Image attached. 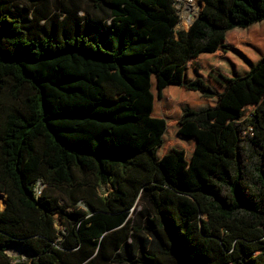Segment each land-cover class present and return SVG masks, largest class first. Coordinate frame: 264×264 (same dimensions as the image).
Returning a JSON list of instances; mask_svg holds the SVG:
<instances>
[{
    "label": "trees",
    "instance_id": "obj_1",
    "mask_svg": "<svg viewBox=\"0 0 264 264\" xmlns=\"http://www.w3.org/2000/svg\"><path fill=\"white\" fill-rule=\"evenodd\" d=\"M84 1L0 0V264H264V54L155 113L264 0H203L179 31L176 0Z\"/></svg>",
    "mask_w": 264,
    "mask_h": 264
},
{
    "label": "rangeland",
    "instance_id": "obj_2",
    "mask_svg": "<svg viewBox=\"0 0 264 264\" xmlns=\"http://www.w3.org/2000/svg\"><path fill=\"white\" fill-rule=\"evenodd\" d=\"M200 4L202 8V1L195 0ZM185 0H176L175 7L177 13L180 16L182 14ZM83 9L80 11V14H84L85 10H90V5L82 0L80 4ZM202 11V10H201ZM191 21L181 22L176 25L175 30L179 31L181 29L188 30ZM185 24H189L188 27ZM209 51L201 53L199 56L194 57L190 60L184 69V73H178V70L173 69L170 73V70L165 73L163 79V100L158 101V97L155 104V113L164 115L168 117L169 115L178 116L182 111L185 105H200L201 100L196 95L189 94L183 87V83L187 80L193 78L196 75L203 76L206 80L210 81L213 85L217 87H222L226 81L229 79L233 73H243L248 68V65L253 61L257 60L261 55L264 54V23L251 27L246 31H231L224 35L223 39L214 44ZM167 75V77H166ZM171 75V76H170ZM153 90L155 93L158 91V87L154 85ZM246 91H249L252 97V86L246 88ZM258 92H262L261 96L264 95V73L262 74L261 80L258 83ZM256 102L252 106L248 104L240 105L236 110L239 113H247L255 106ZM230 114V109L225 110V114ZM230 118H227L229 121ZM44 187L42 183L38 185V191ZM110 190L106 188L103 192ZM4 195V202L6 195ZM61 203H64V200L61 199ZM2 201L0 200V207ZM79 205L86 209H89L84 202H80ZM5 203L3 205L4 209ZM0 209V210H2ZM71 208H68V211H71ZM138 210V207H137ZM135 213V212H134ZM132 213V215H134ZM56 223L59 229H62L60 224V219L58 216H55ZM18 249V250H17ZM17 253L22 258L28 257V252L24 247L17 246Z\"/></svg>",
    "mask_w": 264,
    "mask_h": 264
},
{
    "label": "bare ground",
    "instance_id": "obj_3",
    "mask_svg": "<svg viewBox=\"0 0 264 264\" xmlns=\"http://www.w3.org/2000/svg\"><path fill=\"white\" fill-rule=\"evenodd\" d=\"M184 8L180 16L181 22L191 21L200 13L201 6L195 0H185Z\"/></svg>",
    "mask_w": 264,
    "mask_h": 264
},
{
    "label": "water",
    "instance_id": "obj_4",
    "mask_svg": "<svg viewBox=\"0 0 264 264\" xmlns=\"http://www.w3.org/2000/svg\"><path fill=\"white\" fill-rule=\"evenodd\" d=\"M202 1V8H203V6H204V1L203 0H201ZM202 10V9H201ZM200 13H201V11H200ZM200 13L192 20V23L199 17V15H200ZM1 195H3V194H1ZM5 203V202H4Z\"/></svg>",
    "mask_w": 264,
    "mask_h": 264
}]
</instances>
